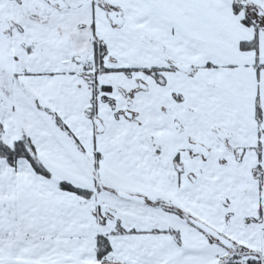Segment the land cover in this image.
Segmentation results:
<instances>
[{"label":"snow or ice","instance_id":"6c2138e0","mask_svg":"<svg viewBox=\"0 0 264 264\" xmlns=\"http://www.w3.org/2000/svg\"><path fill=\"white\" fill-rule=\"evenodd\" d=\"M0 264H264V0H0Z\"/></svg>","mask_w":264,"mask_h":264}]
</instances>
